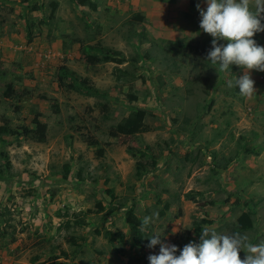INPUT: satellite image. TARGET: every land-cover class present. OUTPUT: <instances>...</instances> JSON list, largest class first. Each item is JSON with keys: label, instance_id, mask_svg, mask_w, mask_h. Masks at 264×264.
Instances as JSON below:
<instances>
[{"label": "rangeland", "instance_id": "1", "mask_svg": "<svg viewBox=\"0 0 264 264\" xmlns=\"http://www.w3.org/2000/svg\"><path fill=\"white\" fill-rule=\"evenodd\" d=\"M197 3L206 9L205 0H0V126L32 130L38 113L46 127L43 143L0 135V264H149L159 252L149 237L182 249L204 228L231 235L247 212L243 235L264 240V72L251 71L257 92L247 99L227 86L241 68L201 69L213 38ZM254 39L264 46V32ZM85 46L127 61L90 65ZM62 66L66 83L86 79L97 92L58 87ZM132 109L146 111L148 131L111 138ZM151 158L155 169L136 178L135 163ZM154 213L142 238L138 222Z\"/></svg>", "mask_w": 264, "mask_h": 264}, {"label": "clouds", "instance_id": "2", "mask_svg": "<svg viewBox=\"0 0 264 264\" xmlns=\"http://www.w3.org/2000/svg\"><path fill=\"white\" fill-rule=\"evenodd\" d=\"M205 3L206 9L199 3L196 8L201 17L200 29L213 38L206 59L218 65L219 72L231 71L232 65L241 68L243 75L229 80L227 86L237 87L242 97L252 99L257 89L250 73L264 72V46L254 39L257 33L264 32V0H205ZM158 216L159 213H154L143 217L141 231H147L153 217ZM149 238L148 248L159 245L158 254L148 256L149 264H264V240L253 244L239 232L228 235L204 228L199 243L190 241L182 249L162 241L160 235Z\"/></svg>", "mask_w": 264, "mask_h": 264}, {"label": "trees", "instance_id": "3", "mask_svg": "<svg viewBox=\"0 0 264 264\" xmlns=\"http://www.w3.org/2000/svg\"><path fill=\"white\" fill-rule=\"evenodd\" d=\"M21 2L23 4L27 3L28 0H21ZM55 10V4H52V10L51 13ZM141 17L137 14L136 16H134L133 20L135 22H140L141 21ZM81 53L83 54L84 60L90 64V65H96V64H100V63H115L117 65L122 64L124 62H126L127 60L124 57H120L119 53L115 50H112L110 48H88V47H84L81 49ZM207 56V55H206ZM205 56V58H206ZM134 61V60H133ZM199 64V66H201V69H203L205 67V65L208 63L207 59H205L204 62H196ZM231 71H233V65L231 66ZM115 72H119L120 76L119 77H126L129 76L131 78V80H135L136 77L132 76L130 73L128 74V72L126 71H120L119 68H115L114 69ZM230 71V72H231ZM71 73L66 67H60L59 68V74L57 77V85L60 88H65L68 91H73V92H79V91H83L85 93H96L97 91L89 86V84L86 82V79L83 80H75V79H70L71 82L70 83H66L65 79H67L69 76H71ZM118 77V78H119ZM209 79L208 78H201V76H197L193 81H196L197 83L203 84L205 87H209ZM235 88V92L236 94L239 93V90L237 87ZM83 89V90H81ZM13 90L11 89V87L8 85L6 86V90H5V96H9L13 94ZM52 110L56 113L57 109L54 108V106H51ZM103 108H106L105 106H103ZM147 113L145 110L143 109H132L131 111H129L128 115L124 118H122L115 126H113L110 130H109V136L111 138H117L119 136H125V137H132V136H138L139 134L142 133H146L148 131V128L146 126L145 123V119H146ZM39 117L40 114L36 113V115L33 117L32 119V124L34 126V128L31 129H27V128H22V132L18 133L16 130H11L7 124H3L0 126V135H11L14 138L19 137L20 135L24 136V137H32L35 139V141L43 143L45 142L46 139V127L45 124L39 121ZM87 142L88 145L90 146H97V142L92 139V138H85V140ZM138 150H136L133 147H128L126 148V152L132 156L135 157L138 152ZM103 152L102 149L97 150L96 152V157L100 158L102 157ZM141 157L146 156L147 154L145 152H140ZM231 160L228 159L226 160L225 164L221 167V168H225L227 166V164L230 162ZM156 166V162L155 160H153L152 158L150 160H148L147 163H144L142 160H138L135 163V176L136 178H141L142 176L146 175L147 173H149L150 171L154 170ZM64 173L63 176L66 177L67 173H68V169L69 166L68 164L64 165ZM252 217V213H243L242 215H240L237 218V222L235 226H232L230 229L231 234L233 233H237L239 232L240 234L243 235V231H247L250 230L253 226V218ZM203 222L208 223L207 220H204ZM141 223L142 222H138V231L141 233V237L142 238H148L149 237V232H150V228L147 229V231H141ZM198 231V230H197ZM110 235V233H109ZM112 236V234H111ZM77 239L74 237H68L66 239L67 243L71 244L72 246H75V241ZM33 261H36L35 259H33Z\"/></svg>", "mask_w": 264, "mask_h": 264}]
</instances>
